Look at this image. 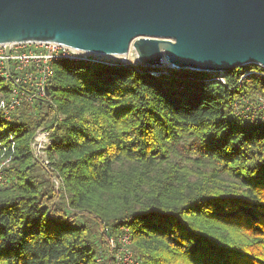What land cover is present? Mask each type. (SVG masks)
I'll return each mask as SVG.
<instances>
[{"label":"trees","instance_id":"obj_1","mask_svg":"<svg viewBox=\"0 0 264 264\" xmlns=\"http://www.w3.org/2000/svg\"><path fill=\"white\" fill-rule=\"evenodd\" d=\"M251 70L56 64L44 99L0 112V264H113L85 219L103 245L128 228L142 264H264V111L233 113L264 100L263 77L237 85ZM41 127L47 170L30 148Z\"/></svg>","mask_w":264,"mask_h":264},{"label":"water","instance_id":"obj_2","mask_svg":"<svg viewBox=\"0 0 264 264\" xmlns=\"http://www.w3.org/2000/svg\"><path fill=\"white\" fill-rule=\"evenodd\" d=\"M24 43L222 76L264 68V0H0V45Z\"/></svg>","mask_w":264,"mask_h":264},{"label":"built area","instance_id":"obj_3","mask_svg":"<svg viewBox=\"0 0 264 264\" xmlns=\"http://www.w3.org/2000/svg\"><path fill=\"white\" fill-rule=\"evenodd\" d=\"M101 58L102 56L55 43L12 44L9 47V54L6 55L5 46L0 45V80L10 83L8 93L0 94L2 118L9 121L12 118L11 115L19 110L24 102L34 105L37 101L44 99L53 67L56 64H110L102 62ZM123 66L137 67L136 64H123ZM262 69L263 71L253 70L241 75L237 85L240 86L243 80L250 75L264 78V68ZM152 74L157 75L158 73L153 72ZM219 80L222 82V79ZM233 107L234 115L242 119L253 120L263 116L264 100L261 97L247 98L241 95ZM50 144L49 130L46 127H41L35 132L30 144L33 159L44 170H47L49 165L47 150ZM7 163L8 160L0 162V185L6 183L4 168ZM106 243L108 249L110 248L108 251H110L113 264H142L134 254L128 228H121L116 239L111 236L106 237Z\"/></svg>","mask_w":264,"mask_h":264},{"label":"rangeland","instance_id":"obj_4","mask_svg":"<svg viewBox=\"0 0 264 264\" xmlns=\"http://www.w3.org/2000/svg\"><path fill=\"white\" fill-rule=\"evenodd\" d=\"M107 57H110V56H103L101 58V61L102 62H106V63H110V64H129V65L137 64L136 54H135V52L132 49L127 54V56H125L126 57L125 61H121L120 59L113 60V59H110V58H107ZM244 67L246 68V66H244ZM251 71H253V70H251ZM249 72L250 71H248L246 73H249ZM246 73H244L243 75H245ZM212 76H221V75H212ZM38 173L41 174V175L43 174L42 170L38 171ZM51 179H52V177H51ZM85 220H86V223L89 224V226L92 228L93 241L95 243L96 248L98 250H100V248L103 246L105 257L107 255V252H108V255L110 257L111 254H110V251H108V250H110V248L108 249L107 243L105 245H103L101 243V241H100V237H99L100 227H97L96 225H94V222H92L89 219H85Z\"/></svg>","mask_w":264,"mask_h":264},{"label":"bare ground","instance_id":"obj_5","mask_svg":"<svg viewBox=\"0 0 264 264\" xmlns=\"http://www.w3.org/2000/svg\"><path fill=\"white\" fill-rule=\"evenodd\" d=\"M107 58H110V59H113V60L120 59L121 61H125L126 60L125 56H110V57H107ZM165 65H166V63H165Z\"/></svg>","mask_w":264,"mask_h":264}]
</instances>
